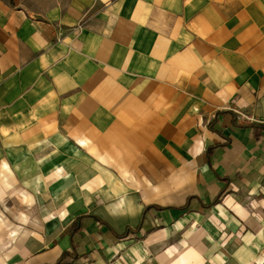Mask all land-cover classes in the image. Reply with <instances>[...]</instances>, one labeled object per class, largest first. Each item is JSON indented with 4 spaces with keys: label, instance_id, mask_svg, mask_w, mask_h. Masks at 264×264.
<instances>
[{
    "label": "crops",
    "instance_id": "1",
    "mask_svg": "<svg viewBox=\"0 0 264 264\" xmlns=\"http://www.w3.org/2000/svg\"><path fill=\"white\" fill-rule=\"evenodd\" d=\"M0 264H264V0H0Z\"/></svg>",
    "mask_w": 264,
    "mask_h": 264
}]
</instances>
